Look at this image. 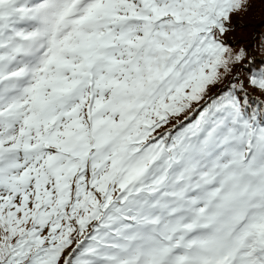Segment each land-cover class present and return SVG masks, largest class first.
<instances>
[{"label":"snow or ice","instance_id":"1","mask_svg":"<svg viewBox=\"0 0 264 264\" xmlns=\"http://www.w3.org/2000/svg\"><path fill=\"white\" fill-rule=\"evenodd\" d=\"M254 2L0 0V264H264Z\"/></svg>","mask_w":264,"mask_h":264},{"label":"trees","instance_id":"2","mask_svg":"<svg viewBox=\"0 0 264 264\" xmlns=\"http://www.w3.org/2000/svg\"><path fill=\"white\" fill-rule=\"evenodd\" d=\"M233 25V29L227 34V42L235 49L243 47L247 50L248 55L244 61V66H248L250 63L256 67L262 66L264 48H261L260 44L261 38L264 37V5L259 0H255L247 13L233 17ZM239 75L245 82V91L249 94L250 100H264V95L247 85L248 74L246 68ZM229 80H231V77H228L223 84L213 87L209 95L215 94L221 88L228 86Z\"/></svg>","mask_w":264,"mask_h":264}]
</instances>
